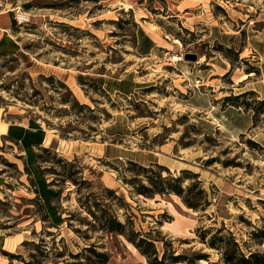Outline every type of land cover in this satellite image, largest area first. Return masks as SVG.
Returning <instances> with one entry per match:
<instances>
[{"label":"rangeland","instance_id":"obj_1","mask_svg":"<svg viewBox=\"0 0 264 264\" xmlns=\"http://www.w3.org/2000/svg\"><path fill=\"white\" fill-rule=\"evenodd\" d=\"M18 9L27 21L17 22ZM5 11L20 48L0 51V216L19 236L0 247V264H150L125 235L102 228L104 208L128 233L154 238L159 257L224 264L218 247L264 256V0H0ZM140 26L162 36L160 60L137 53ZM184 47L198 59L180 71L185 60L171 56ZM25 120L70 141L142 154L163 145L172 175L198 173L183 186L196 183L185 195L203 204L137 194L125 182L144 180L136 161L69 159L50 145L37 153L61 219L51 217L20 144L5 136L8 122ZM214 234L217 248L207 243Z\"/></svg>","mask_w":264,"mask_h":264},{"label":"crops","instance_id":"obj_2","mask_svg":"<svg viewBox=\"0 0 264 264\" xmlns=\"http://www.w3.org/2000/svg\"><path fill=\"white\" fill-rule=\"evenodd\" d=\"M179 5L177 4V8ZM179 10V9H177ZM13 27V16L11 13L5 11L0 12V51L4 52H14L19 50L20 42L19 40L12 34ZM154 34L151 35L148 33L147 29L143 26H140L137 32V42H136V51L143 58L150 59L152 61L160 60L161 57L159 55L165 51V46L160 43V39L162 36L157 32L151 30ZM222 33V31H219ZM223 38V36H221ZM220 39V38H219ZM218 39V40H219ZM181 65L180 71L183 69L192 68V66L186 63L187 61H183ZM197 70H192V73L195 75H199ZM182 76V75H181ZM135 83L138 81L135 80ZM138 86H134L131 91L137 89ZM120 91L119 88H115L114 92ZM199 106H194L197 109ZM107 135H114L113 132ZM5 136L15 140L21 146V153L24 156L25 163L29 170L31 171L35 182L37 183V188L39 191V196L43 201L44 206L49 212V215L52 217H57V219H61V217L57 216V212L55 211V205L52 199L53 190L49 185L48 179L45 178L43 174V168L37 160V150L38 147H49L53 145L61 154L65 157L71 159L76 158L79 154H85L90 158H105L106 160H114L120 158H126L128 160L136 161L140 164H153L158 163L165 165L167 168L171 169L170 164H168L167 159L172 160L169 156V151H165L163 145L159 146L157 150H148V153L142 154L133 151L130 148H126L125 145L119 143H109V142H83L79 140L70 141L67 139H61L59 135L52 130L47 129L41 123H36L31 120H25L22 122H8L7 133ZM169 150V149H168ZM176 160V159H174ZM174 168H172L173 170ZM3 174L0 172V186L3 179ZM0 216V247H4L6 245L7 240H12L18 237V233L16 234H6L4 232L5 228H3V224L1 223ZM21 240V239H20Z\"/></svg>","mask_w":264,"mask_h":264},{"label":"trees","instance_id":"obj_3","mask_svg":"<svg viewBox=\"0 0 264 264\" xmlns=\"http://www.w3.org/2000/svg\"><path fill=\"white\" fill-rule=\"evenodd\" d=\"M249 93H254L253 91H249ZM239 97V95H237ZM227 100L231 99V96L226 97ZM43 150H48L47 147H42ZM37 160L41 158V154L37 153ZM135 164H138L135 162ZM155 167H147L142 164H138V167L143 172V179L138 180V177H132L130 179H125L126 183H129L133 187V191L137 194H143L145 196H154L156 193L161 195L175 193L182 197L183 202L190 208L199 209L203 204L201 202L200 197H196L192 199V197H188L185 195L186 191L192 192L194 190L195 184H189V186L184 187L183 181H185L186 176L191 174L193 177H198V173L193 172L189 169L181 170V174L178 176H174L170 173V171L163 165L156 163ZM168 171V175L163 176V171ZM199 183V181H198ZM109 192L113 193V189L107 188ZM202 189L198 190L199 192ZM92 215L95 217L93 212L90 211ZM102 216L106 219V223H102V228L107 231H117L119 234L125 235V237L134 244V246L144 255L146 256L148 262L150 264H176L177 262H186L187 264H197L196 260L206 258V255L194 254L191 259H187L182 253L175 254L171 253L169 256L167 251H165L162 257H159L158 251L155 246V239L149 237L147 235L141 236L139 232H136L134 229H130L128 233L126 231V226L128 222H122L117 219L107 208H104L102 211ZM205 232L201 233V238L203 241L205 240L204 236ZM208 245L213 248H217V234H214L210 241H207ZM235 243V242H234ZM237 245V244H236ZM223 249V261L224 264H264L263 258L261 254L256 252H251L248 256L240 251L239 248L236 247L232 252H228L224 247H218ZM89 251L96 253L99 256L103 257L102 263H107L109 260V255L107 253H97L96 249L93 246L86 248ZM235 253H238L237 259H235Z\"/></svg>","mask_w":264,"mask_h":264},{"label":"built area","instance_id":"obj_4","mask_svg":"<svg viewBox=\"0 0 264 264\" xmlns=\"http://www.w3.org/2000/svg\"><path fill=\"white\" fill-rule=\"evenodd\" d=\"M15 18H16L17 22H25L28 20L27 12H24L21 9H18L16 11ZM187 51H191V50L186 49L185 47H184V49L183 48L178 49V51H175V54L171 56V61L172 62H178V61L182 60L184 53Z\"/></svg>","mask_w":264,"mask_h":264},{"label":"water","instance_id":"obj_5","mask_svg":"<svg viewBox=\"0 0 264 264\" xmlns=\"http://www.w3.org/2000/svg\"><path fill=\"white\" fill-rule=\"evenodd\" d=\"M185 61H195L198 59V55L195 52H185L183 55Z\"/></svg>","mask_w":264,"mask_h":264},{"label":"bare ground","instance_id":"obj_6","mask_svg":"<svg viewBox=\"0 0 264 264\" xmlns=\"http://www.w3.org/2000/svg\"><path fill=\"white\" fill-rule=\"evenodd\" d=\"M128 4H125V6H127Z\"/></svg>","mask_w":264,"mask_h":264}]
</instances>
